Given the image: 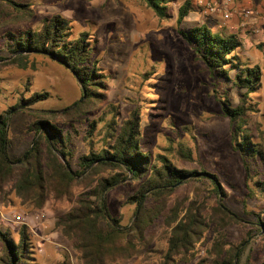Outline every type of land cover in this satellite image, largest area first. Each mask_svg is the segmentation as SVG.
I'll use <instances>...</instances> for the list:
<instances>
[{
	"label": "trees",
	"instance_id": "trees-1",
	"mask_svg": "<svg viewBox=\"0 0 264 264\" xmlns=\"http://www.w3.org/2000/svg\"><path fill=\"white\" fill-rule=\"evenodd\" d=\"M2 1L16 15L32 18L29 5ZM141 1L160 20L173 18L171 5L177 0ZM199 10L193 0H185L177 11V24L181 26ZM12 20L18 18L12 17ZM72 27L68 19L57 14L45 18L38 29H10L4 35L1 48L7 50V55L0 56L1 67L27 69L33 56L49 58L75 76L83 96L60 115L35 108L49 100L48 92H33L29 97L22 95L14 106L0 113V203L1 197L6 200L11 193L36 211L44 209L48 201L73 202L75 206L59 218L58 227L79 255V264H120L142 256L150 250L149 232L161 221L168 241L160 264L193 263L200 246L206 245V234L210 231L215 236L205 252L206 258L196 264H242V257L253 240L259 239L264 245V206L259 208V213L245 212L256 216L255 222L248 224L226 206L227 193L218 175L179 168L162 156L154 159L141 142L142 120L138 109L121 122L117 113L104 128L102 146L77 157L72 132L65 127L70 126L77 132V123L89 122L91 131H97L90 111L95 103L106 105L104 85L107 81L93 60L90 33L73 38ZM180 35L193 47L210 77L217 80V86L229 82L240 91L239 105H234L226 94L221 109L233 126L234 150L241 154L247 172L248 197L264 202V150L247 128L249 114L257 111L250 101L262 87L261 66L243 64L240 59L243 43L237 35L213 32L207 24L181 30ZM19 111L28 112L34 118L30 131L35 137L26 154L13 161L9 154V129L13 116ZM61 118L67 120L68 125L60 124ZM188 152L191 154L190 149ZM74 159L78 161L77 169L72 165ZM126 181L136 187L125 202L135 207L130 226H124L120 218L112 215L108 202L109 192ZM248 182H255V188ZM184 185L194 187L191 199H179L178 190ZM76 189L81 191L77 198ZM205 190L209 194H205ZM231 226L246 229L240 241L228 239L225 231ZM27 229L26 226L20 229V237L15 241L8 230L0 228V264H38ZM245 264H254L250 255ZM261 264H264V256Z\"/></svg>",
	"mask_w": 264,
	"mask_h": 264
},
{
	"label": "rangeland",
	"instance_id": "rangeland-1",
	"mask_svg": "<svg viewBox=\"0 0 264 264\" xmlns=\"http://www.w3.org/2000/svg\"><path fill=\"white\" fill-rule=\"evenodd\" d=\"M13 1L29 5L33 15L29 19L16 15L6 2L0 0V56L7 55V50L1 48L7 30L38 29L45 18L57 14L72 23L73 38L84 32L91 35L93 60L106 76L107 102L106 105L95 103V108L90 111V117L96 121L95 133L89 122L85 125L77 123V132L70 126L65 127L72 132L77 157L102 146L104 128L117 113L118 122H121L138 109L142 120L141 142L149 148L154 159L162 156L179 168L218 175L227 193L226 206L248 224L255 222L256 216H248L245 212L259 213L264 202L248 197L247 172L241 154L234 150L233 126L221 109L226 94L234 105H239L240 91L229 82L217 86V80L210 77L180 31L207 24L213 32L237 35L243 43L240 54L243 64L261 66L262 87L250 101L257 111L249 114L247 128L253 133L256 144L264 150V0H249L254 13L247 22L237 14L230 20L221 13L210 14L200 6V0H193L200 10L193 12L181 26L177 24V11L185 0H177L171 5L173 18L165 21L157 18L141 0ZM238 10L239 6L234 8V12ZM12 17L18 20H12ZM33 92L50 94L48 101L35 108L59 115L83 96L75 76L49 58L33 56L27 69L0 65V113L14 106L20 96L29 97ZM33 119L28 112L19 111L10 122L9 154L13 161L23 157L31 147L35 137L30 131ZM59 121L63 126L68 125L65 119ZM72 165L78 168L77 159ZM248 184L255 188V182ZM134 190L135 185L126 181L108 194L112 215L120 218L124 226H130L135 212V207L125 203ZM193 190L194 187L184 185L178 190L179 199H191ZM206 191L205 194H209ZM79 194L80 189H76V198ZM7 197L6 200L1 197L0 228L8 230L18 241L20 229L28 227L38 264H79V255L58 227L59 218L75 206L73 202L64 200L55 204L48 201L44 209L36 211L23 205L14 193ZM225 232L230 241L236 242L242 239L246 229L231 226ZM148 236L151 238L150 250L120 264H160L168 241L162 221ZM214 236L213 231L206 234V245L200 246L197 259L190 264L206 258L205 252ZM249 255L254 264H261L264 245L259 239L252 241L242 257V264ZM178 264L185 263L180 261Z\"/></svg>",
	"mask_w": 264,
	"mask_h": 264
},
{
	"label": "built area",
	"instance_id": "built-area-1",
	"mask_svg": "<svg viewBox=\"0 0 264 264\" xmlns=\"http://www.w3.org/2000/svg\"><path fill=\"white\" fill-rule=\"evenodd\" d=\"M237 0H200V6L207 10L210 14L221 13V15L226 19L230 20L234 14H237L239 17L243 19V22H247L248 19L252 17L254 13L253 8L249 7V0H241L243 1L242 8L238 10V12H234V6L237 3ZM248 6V7H247Z\"/></svg>",
	"mask_w": 264,
	"mask_h": 264
},
{
	"label": "crops",
	"instance_id": "crops-1",
	"mask_svg": "<svg viewBox=\"0 0 264 264\" xmlns=\"http://www.w3.org/2000/svg\"><path fill=\"white\" fill-rule=\"evenodd\" d=\"M237 3L235 4V6L234 7H240L241 8V6H242V1H240V0H237L236 1Z\"/></svg>",
	"mask_w": 264,
	"mask_h": 264
}]
</instances>
